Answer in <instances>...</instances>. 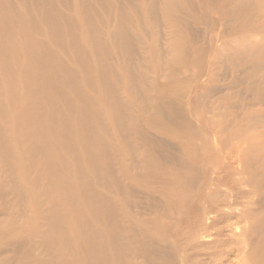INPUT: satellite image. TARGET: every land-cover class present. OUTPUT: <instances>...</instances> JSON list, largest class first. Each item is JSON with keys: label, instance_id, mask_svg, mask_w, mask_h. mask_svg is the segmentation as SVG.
Listing matches in <instances>:
<instances>
[{"label": "bare ground", "instance_id": "bare-ground-1", "mask_svg": "<svg viewBox=\"0 0 264 264\" xmlns=\"http://www.w3.org/2000/svg\"><path fill=\"white\" fill-rule=\"evenodd\" d=\"M0 264H264V0H0Z\"/></svg>", "mask_w": 264, "mask_h": 264}, {"label": "rangeland", "instance_id": "rangeland-1", "mask_svg": "<svg viewBox=\"0 0 264 264\" xmlns=\"http://www.w3.org/2000/svg\"><path fill=\"white\" fill-rule=\"evenodd\" d=\"M231 22H233L232 20H231ZM203 27V26H202ZM199 30H200V28H199ZM201 31H203V29L201 28ZM229 66L227 65L226 67L225 66H223V68L220 70V72H219V74H218V76H219V80L220 79H222V80H224V78H226V79H229L231 76H238V74L240 75V70H237L236 72H234V70H232L230 67L228 68ZM226 68H227V70H226ZM224 69V70H223ZM232 72V74H230ZM234 73V74H233ZM236 73V74H235ZM225 75V76H224ZM228 77V78H227ZM220 82V84H222V81H219ZM219 82L217 83V86L218 87H220V85H219ZM242 96H244L243 95V93L241 94ZM245 96H247V95H245Z\"/></svg>", "mask_w": 264, "mask_h": 264}]
</instances>
